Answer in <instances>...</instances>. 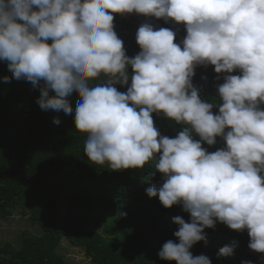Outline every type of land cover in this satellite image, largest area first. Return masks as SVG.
<instances>
[{"label": "clouds", "instance_id": "clouds-1", "mask_svg": "<svg viewBox=\"0 0 264 264\" xmlns=\"http://www.w3.org/2000/svg\"><path fill=\"white\" fill-rule=\"evenodd\" d=\"M133 12L182 23L186 35L176 43L173 30L142 23L140 51L129 57L113 13ZM0 61L12 78L39 87L43 110L72 114L69 97L77 94L74 126L86 134L91 163L121 170L155 161L149 175L161 173L162 183L147 195L190 214L188 222L172 218L177 240L163 243L161 260L211 264L190 249L217 222L247 230L248 248L264 253V0H0ZM209 64L226 73L218 103L201 99L192 83L194 68ZM153 113L181 130L161 135ZM217 138L223 147L202 146ZM236 245L217 255H232Z\"/></svg>", "mask_w": 264, "mask_h": 264}, {"label": "trees", "instance_id": "trees-1", "mask_svg": "<svg viewBox=\"0 0 264 264\" xmlns=\"http://www.w3.org/2000/svg\"><path fill=\"white\" fill-rule=\"evenodd\" d=\"M113 16L114 31L129 57L140 51L135 37L142 23H151L154 30H173L176 43L186 35L185 26L171 19L135 12ZM5 75L9 82L3 80ZM224 75L216 73L210 64L194 68L192 83L200 89L201 99L219 102L217 85L223 83ZM114 86L125 92L128 85ZM39 96V87L12 78L7 62L0 61V232L6 229L3 222L14 218L16 211L35 230L19 232L17 244L1 242L0 264H79L63 252V241L83 252L84 264H175L161 260L157 253L167 240H177L173 233L178 226L172 218L180 215L188 222L190 214L180 205L165 208L158 197L147 195V188L162 183L161 173L149 175L155 171V161L142 168L121 170H111L107 163H91L84 154L86 134L74 126L77 94L69 97L72 114L41 109ZM216 111L213 108L214 114ZM152 116L161 135L172 138L182 128L162 113ZM53 117L60 123L55 124ZM217 141L202 146L215 151L223 147V141ZM61 188L69 193L63 212L59 210L63 207L58 193ZM100 200L106 201V206L101 207ZM205 232L206 241L190 249L193 256L203 254L211 264H264V253L248 248L247 230H233L217 222L214 229L206 228ZM232 241L237 242L233 254L218 256L219 249Z\"/></svg>", "mask_w": 264, "mask_h": 264}, {"label": "rangeland", "instance_id": "rangeland-1", "mask_svg": "<svg viewBox=\"0 0 264 264\" xmlns=\"http://www.w3.org/2000/svg\"><path fill=\"white\" fill-rule=\"evenodd\" d=\"M59 197H60V202L63 203V207H61L59 210L62 212L64 211V207L66 206L67 203V197L69 196V193L67 192L66 189L61 188L59 191ZM101 207L106 206L107 202L106 201H97ZM14 218L10 219L9 222H3V225H6V229H2L0 232V243L1 242H11L13 244H17L16 240L18 239V233L19 232H26V233H34L35 230L33 226L30 224L28 219L26 217H21V214L19 212H15ZM1 225V223H0ZM17 237V238H16ZM61 246H64L66 249L63 251L66 255L69 257H73L75 259V262L79 264H84L82 259H84V254L81 250L77 248H71L68 247L67 244L63 241Z\"/></svg>", "mask_w": 264, "mask_h": 264}]
</instances>
